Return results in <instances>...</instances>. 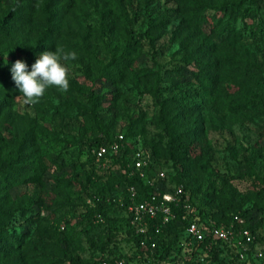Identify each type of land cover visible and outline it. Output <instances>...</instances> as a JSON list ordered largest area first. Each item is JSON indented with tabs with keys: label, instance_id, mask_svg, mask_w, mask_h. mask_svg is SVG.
<instances>
[{
	"label": "trees",
	"instance_id": "trees-1",
	"mask_svg": "<svg viewBox=\"0 0 264 264\" xmlns=\"http://www.w3.org/2000/svg\"><path fill=\"white\" fill-rule=\"evenodd\" d=\"M5 1L0 0V2ZM88 1L90 0H11L3 8L0 6V124L7 120L8 107L14 98L22 94L11 78L12 64L20 59L28 65L30 71L31 65L41 52L53 51L60 45L63 37L70 32L68 26L70 16ZM173 1L177 13L173 36L184 50L185 62L187 64L192 62L194 65L191 73L198 90L213 95L219 111L228 108L229 113L220 116L221 123L229 124L232 119H246L245 113L252 110L259 102L264 107V102L261 103L251 90L263 89L264 68L251 54L243 40L246 30L248 33L251 32V35H258L260 26H264L262 16L264 0ZM148 2V0H140L143 12L149 9ZM115 7L120 9V0H115ZM163 25V16H158L140 35L151 42L155 38V33L162 31ZM107 26H109L108 20L101 17L97 30H87L86 34L78 37L73 33L70 34L73 40L68 42L67 48L64 49L77 54V59L73 61L79 64L81 74L89 82L94 79L106 81L116 78L118 69L127 66L131 53L140 54L139 42L130 45L128 41L121 47L119 55L112 56L109 62L103 63L94 46L99 44L104 50L108 48L104 39L107 36ZM67 92L81 96L92 108L99 104L102 97L86 87L81 88L72 81H69ZM151 94L157 99L161 139L146 140L141 126L137 128L139 120L133 119L123 128L113 129L108 128L106 124L103 127L98 125L99 135L84 140L80 145L84 156L81 165L88 188L82 193L77 216L84 225L85 243L93 253V258L83 261L78 255L73 257L65 250H61L60 260H52L48 264H62V262L101 264L103 260L118 257H124L126 264H201L203 260H215L220 264L245 263L246 258L238 261L235 254H230L228 260H224V256L220 255L222 246L225 245L226 250L232 253L231 245L219 240L206 238L201 242L193 243L188 248L181 243L185 237V227L192 218H196L204 225L209 221L216 225L231 223L235 231L239 228H247L253 234V227L248 222L250 213L247 210L238 212L235 209L229 213L204 212L199 206H193L192 201L188 199L186 202L193 207L191 214L181 219L182 209L174 208L173 211L176 213L174 218L155 233V247L149 249L147 244L139 245V235H135L128 224L126 189L128 186H133L137 193L136 200L146 199L153 189L145 179L127 173L125 163L129 160L131 141L138 137L141 145L149 150L152 165L148 167L147 173L152 174L156 166L164 172V186L171 189L175 185H180L184 194H186V186L181 179L182 171L177 165L204 168L208 155L200 107L180 104L173 96L160 99L154 92ZM246 95L249 99L245 98ZM139 98L140 94H136V99ZM76 106L79 107L78 104ZM84 107L85 104L80 108L86 113ZM69 109L71 104L65 105V110L69 111ZM89 111L92 115V110ZM116 133H122L127 142L124 152L115 160L119 167L100 170L95 166L90 150L107 143ZM31 137L29 128H26L20 130L16 138H0V181L31 173L28 180L39 182V174L44 166L37 161V156L32 155V151L25 148L26 140ZM247 176L249 179L255 178L260 181L261 186L250 190L247 197L255 210L263 211L264 182L251 170L247 171ZM67 182L72 185L77 184L72 180ZM117 197L120 198V203L115 200ZM42 207L50 211V204ZM51 211L54 213V210ZM11 214L0 211V260L18 249L21 244L19 239L25 235V230L21 229L18 232L14 229L9 232ZM234 215H237L243 224H238L233 219ZM98 217L101 218L100 221L97 220ZM24 222L41 227L40 238L35 240L33 249L52 252L54 244L46 240L48 236L44 235V231H47L44 228L48 225V217L39 216L37 211L35 214L24 216ZM49 224L51 227L56 226L52 222ZM65 227L66 224L59 225L60 230ZM148 230L153 233L150 225ZM74 248L80 251L85 249L79 241ZM250 252V250L246 251V257H251ZM259 260L264 262V249Z\"/></svg>",
	"mask_w": 264,
	"mask_h": 264
},
{
	"label": "rangeland",
	"instance_id": "rangeland-1",
	"mask_svg": "<svg viewBox=\"0 0 264 264\" xmlns=\"http://www.w3.org/2000/svg\"><path fill=\"white\" fill-rule=\"evenodd\" d=\"M10 1L0 2L1 8ZM120 1V9H116L115 0H90L85 6H79L69 18L70 32L53 50L58 47L66 49L68 42L73 40L72 33L78 37L86 34L87 30H97L101 17L109 23L107 36L104 37L108 48L104 50L99 44L94 47L103 63L119 55L126 42L129 41L130 45L139 42L140 54L131 53L127 66L119 68L118 76L112 80L94 79L89 82L81 74L77 62L62 61L68 68L69 81L101 95L99 104L92 108L81 96L50 87L36 105H24L23 94L16 96L8 107L7 120L0 124V138H16L20 130L29 128L32 137L26 140L25 148L32 151V155L37 156V161L44 166L39 174V182L28 180L31 173L0 181V211L12 213L9 232L12 229L16 232L25 230V235L19 239L21 244L18 249L3 256L0 264H48L52 260H60L61 250L73 257L78 255L83 261L93 258V253L85 243L84 225L77 216L82 193L88 188L81 165L84 156L80 145L84 140L99 135L98 125L123 128L133 119L139 120L137 128L141 126L146 140L161 139L157 99L151 92L160 99L173 96L180 104L200 107L208 155L204 168L177 165L186 186V199L191 200L193 206L197 205L209 213L247 210L254 239L249 247L264 249V210H255L247 197L250 190L261 186L259 180L249 179L248 170L264 182L263 105L259 102L245 113L244 120L232 119L229 124H222L220 116L228 114V108L219 111L213 95L198 90L191 73L194 65L185 62L184 50L173 36L177 24L175 2L148 0L149 9L143 12L140 0ZM158 16H163L164 25L150 42L140 34ZM243 40L264 68V26H260L258 35H251L246 30ZM251 90L263 103L264 73L263 89ZM136 94H140L138 100ZM245 98L249 99V96ZM70 104L71 109L66 111L65 105ZM84 104L86 113L80 108ZM67 180L76 181L77 184H69ZM48 204L50 211L42 207ZM37 211L39 216L48 217V225L44 228L47 230L44 235L48 238H44L54 244L52 252L33 249L35 240L40 238L41 227L25 223L24 216ZM50 222L57 227H51ZM61 223L66 224L63 230L59 228ZM237 230L231 245L232 253L224 245L220 255L224 256V260H228L230 254H235L238 261L246 258L244 264H264L252 251L251 257H246V252L240 257V247L236 243L239 239ZM77 241L85 248L83 251L74 248ZM201 264L220 263L203 260Z\"/></svg>",
	"mask_w": 264,
	"mask_h": 264
},
{
	"label": "built area",
	"instance_id": "built-area-1",
	"mask_svg": "<svg viewBox=\"0 0 264 264\" xmlns=\"http://www.w3.org/2000/svg\"><path fill=\"white\" fill-rule=\"evenodd\" d=\"M131 142L129 160L125 163L127 173L128 175L145 179L153 191L146 199L136 200V190L133 186L127 187L128 203L126 204V212L128 224L134 234L139 235V245L143 246L147 244L149 249H152L156 245L155 233L159 232L161 230L160 227L165 226L169 220L174 218L176 213L173 209L181 208L182 213L180 217L181 219H185L186 215L193 212V208L186 202V196L180 185H175L171 189L164 186L163 180L165 175L162 170L154 166L155 169L153 168L152 174L147 173L149 171L148 167L152 165L149 150L141 145L138 137ZM126 144L127 142L124 140L123 134L116 133L107 143L91 148L90 152L95 166L100 170L118 168L119 164L115 160L122 155ZM115 200L120 203L119 197ZM233 219L238 224L242 222L237 215H234ZM97 220L100 221L101 218L98 217ZM149 225L152 227L153 233L152 231L149 232ZM237 234L239 235V239L236 243L240 247V257L242 253L249 250L256 257L260 258L263 255V249L260 250L256 246L250 249L249 245L253 241V235L247 228L238 229ZM234 235L235 230L231 223L228 225H216L212 221H209L207 225H204L196 218H192L185 227V237L181 245L188 248L193 243L201 242L206 238L219 240L226 245H232L234 243ZM126 262L124 257H118L103 260L101 264H126Z\"/></svg>",
	"mask_w": 264,
	"mask_h": 264
},
{
	"label": "clouds",
	"instance_id": "clouds-1",
	"mask_svg": "<svg viewBox=\"0 0 264 264\" xmlns=\"http://www.w3.org/2000/svg\"><path fill=\"white\" fill-rule=\"evenodd\" d=\"M74 51L65 52L58 47L55 51H44L39 54L28 70V65L17 59L11 66V78L23 94L24 105H36L44 96L45 91L54 87L61 92L69 89L68 68L62 61L76 60Z\"/></svg>",
	"mask_w": 264,
	"mask_h": 264
}]
</instances>
